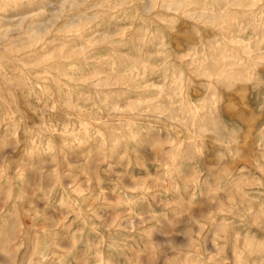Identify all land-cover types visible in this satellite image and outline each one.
<instances>
[{
  "label": "rangeland",
  "instance_id": "1",
  "mask_svg": "<svg viewBox=\"0 0 264 264\" xmlns=\"http://www.w3.org/2000/svg\"><path fill=\"white\" fill-rule=\"evenodd\" d=\"M0 264H264V0H0Z\"/></svg>",
  "mask_w": 264,
  "mask_h": 264
}]
</instances>
